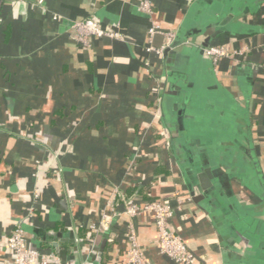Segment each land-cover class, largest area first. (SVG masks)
Returning <instances> with one entry per match:
<instances>
[{
    "label": "crops",
    "instance_id": "crops-1",
    "mask_svg": "<svg viewBox=\"0 0 264 264\" xmlns=\"http://www.w3.org/2000/svg\"><path fill=\"white\" fill-rule=\"evenodd\" d=\"M144 1L47 0L40 9L0 0V262L11 259L6 240L22 222L31 245L64 260L93 264L99 252L104 264H126L129 218L97 234L90 227L101 226L119 187L141 203L171 199L172 228L197 264H264L232 205L264 220L252 157L264 173V0H235L229 19L260 30L219 31L207 46L238 56L218 64L204 51L216 25L164 55L165 33L195 20L199 0H149L152 14ZM91 16L124 37L79 43L74 22ZM154 20L162 30L151 36ZM194 165L222 173L197 200ZM131 222L148 264H179L160 250L154 211Z\"/></svg>",
    "mask_w": 264,
    "mask_h": 264
},
{
    "label": "built area",
    "instance_id": "built-area-1",
    "mask_svg": "<svg viewBox=\"0 0 264 264\" xmlns=\"http://www.w3.org/2000/svg\"><path fill=\"white\" fill-rule=\"evenodd\" d=\"M11 1V0H3ZM20 3H26L31 6L46 9L47 0H15ZM142 9L150 14L153 13L152 5L149 0H145ZM54 19L62 21V16L54 14ZM3 20L0 18V23ZM77 30L76 39L79 43L87 45L93 36L103 37L106 35L123 38L124 35L119 30L107 29L101 25L100 20L96 16H91L83 20L74 22ZM159 24L154 20L149 29V33L153 36L157 31H161ZM168 45L175 38V33L167 31L165 33ZM154 47L149 45L148 51H152ZM205 54L210 57L214 64H218L221 59H234L238 56L237 51H231L226 45H209L204 48ZM163 134V133H162ZM124 205V210H119V205ZM109 212L105 213L101 226L92 225V233H98L99 230L107 228L113 217L125 214L129 220L127 225L128 246L126 249V264H148L144 251L139 243L136 229L131 222L134 216L143 211H154L156 215V223L158 229L160 250L163 254L179 264H197L195 254L189 247L183 237L172 228V218L176 213L175 207L172 205L171 199H153L147 202H139L134 196H129L119 187L115 191V196L109 205ZM34 208L28 209L29 216L34 215ZM93 237V236H92ZM90 237L93 242L94 239ZM6 253L11 256L10 260L0 262V264H88V261L74 263L62 259V257L52 251H43L35 245H31L26 236V230L19 222L11 234L8 235L5 244Z\"/></svg>",
    "mask_w": 264,
    "mask_h": 264
},
{
    "label": "water",
    "instance_id": "water-1",
    "mask_svg": "<svg viewBox=\"0 0 264 264\" xmlns=\"http://www.w3.org/2000/svg\"><path fill=\"white\" fill-rule=\"evenodd\" d=\"M204 1H206L205 4ZM199 0L200 3H202L201 8H200V14H196L195 20H192L190 17H187L185 22L182 24L181 28L179 29L178 33L175 35L174 40L172 43L169 45L167 49L164 51V55L167 56L169 51L175 47H178L181 45L185 37L187 36H197L198 34L205 33L208 28H210L212 25H216V33L213 35H210L207 37L205 45L207 46L208 42L221 30L224 28L229 27L232 31L234 32H244V33H251L255 31H259L260 29L258 27L254 26H249V25H244L239 21H234V19H229L228 17V12L230 10V7L235 5V0H228L226 3L223 2L222 0ZM206 7V8H205ZM203 12L201 11L204 9ZM198 21V22H197ZM198 26L194 29V31L189 30L191 26ZM264 30V29H263ZM179 121L181 123L182 118H179ZM205 157V155H204ZM252 157L254 159L255 165L257 167L258 173H259V181L261 184V187L264 191V173L262 172L260 168L259 161L255 158L254 153L252 154ZM206 158H204L205 161ZM204 165H211L210 161L206 159L204 162ZM215 168V167H214ZM218 168V167H216ZM194 174L197 175L200 179V184L198 187L199 194H196L195 191V186L191 183H188L189 188L191 190V193L194 195V199L197 200V198H203L205 195H207L206 191L208 189H211L212 184H213V179L217 177V181L214 183L217 185L220 183V175L218 174L217 169L212 168H206L205 170H201V168L193 166ZM194 177V175H193ZM196 177V176H195ZM219 181V182H218ZM223 193V194H222ZM212 194V193H211ZM213 194L217 195L219 198L221 196H224L223 190L218 187L213 191ZM230 200V198H229ZM231 201V200H230ZM232 205H233V212L235 215H241L243 217V223L245 225L250 227L251 232L253 233V239H258V245L264 249V220H258V219H252L251 216L249 215L248 211L242 207V205L233 202L232 200ZM251 212V211H250ZM253 212V211H252ZM255 212V211H254ZM240 217V218H241ZM28 230V228L26 229ZM251 233V234H252Z\"/></svg>",
    "mask_w": 264,
    "mask_h": 264
},
{
    "label": "trees",
    "instance_id": "trees-1",
    "mask_svg": "<svg viewBox=\"0 0 264 264\" xmlns=\"http://www.w3.org/2000/svg\"><path fill=\"white\" fill-rule=\"evenodd\" d=\"M163 177H161L160 175H158L157 177H155L154 179H153V183H157L158 181H160L161 179H162ZM135 190H133V193H131V194H129V196H133V195H135L134 192ZM153 200V199H152ZM102 257H103V255H102V253H99L98 252V255L94 258V259H92L93 260V264H104V262H103V259H102ZM66 260V259H65Z\"/></svg>",
    "mask_w": 264,
    "mask_h": 264
},
{
    "label": "flooded vegetation",
    "instance_id": "flooded-vegetation-1",
    "mask_svg": "<svg viewBox=\"0 0 264 264\" xmlns=\"http://www.w3.org/2000/svg\"><path fill=\"white\" fill-rule=\"evenodd\" d=\"M249 239H250V236H247ZM259 246V245H258ZM259 248H260V246H259Z\"/></svg>",
    "mask_w": 264,
    "mask_h": 264
}]
</instances>
